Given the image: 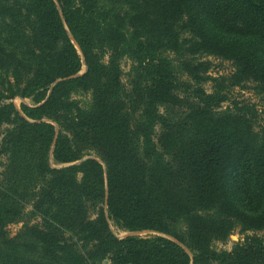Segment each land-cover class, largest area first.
I'll return each mask as SVG.
<instances>
[{
	"label": "trees",
	"instance_id": "1",
	"mask_svg": "<svg viewBox=\"0 0 264 264\" xmlns=\"http://www.w3.org/2000/svg\"><path fill=\"white\" fill-rule=\"evenodd\" d=\"M0 17V264H264V127L229 93L249 75L264 95V0H0ZM51 86L22 107L34 122L9 102Z\"/></svg>",
	"mask_w": 264,
	"mask_h": 264
},
{
	"label": "rangeland",
	"instance_id": "2",
	"mask_svg": "<svg viewBox=\"0 0 264 264\" xmlns=\"http://www.w3.org/2000/svg\"><path fill=\"white\" fill-rule=\"evenodd\" d=\"M8 24L9 23L7 22V20L0 17V44L1 45L7 44L11 41V37L9 35L10 29L8 27ZM63 28L66 31V34L68 35L71 43L74 45V48L76 49V51L80 57V61H81L80 70L73 77L81 76L82 74H84L86 72V65L84 63L82 53H81L78 45L76 44L75 40L73 39V37L69 33L67 25L64 21H63ZM106 60H107V58L105 57L104 61H106ZM201 60L202 61H208L210 63L209 64V70L207 73V75L209 77H212V78L223 77V78L229 79L232 76V74L234 73V68L232 67V65L229 61L217 59V58L212 57V56L202 57ZM122 69H123L124 73H127L129 70V63L126 61H123ZM5 76H6V78L9 77V76L5 75V73L0 72V78H4ZM235 76L240 77L238 75H235ZM73 77H70V78H73ZM243 77L244 78H239V79H242L239 81V86L232 87L229 89L230 97L235 99V100L248 102V103L253 104L255 106V109L259 112V115H260L258 122L255 123V127H256L255 129L257 130L260 127H264V95L261 94L256 89L257 84L251 76L246 75ZM123 82L127 83L126 76H124ZM211 85L214 86L212 82L206 83L204 85V89L209 92L211 90ZM221 86L225 88V83L222 84ZM51 88H52V86L50 87V89L46 95V98L42 102H40L39 104H35L32 97H20V96H15L9 102L12 103L14 108L20 113V115L23 118H25V120H27L28 122H34L31 119H29L28 117H26V115L24 114V112L22 110V107L25 106L27 108H35V107H38L39 105L43 104L44 101L49 96ZM47 122H49V121H47ZM70 164L71 163H69V164H54L51 162V165L53 168H61V167L69 166ZM19 228H20V225H11L9 227L10 234H14L16 231H18ZM109 229H110V232L113 234V236L117 239H124L126 237H131V236L142 237V238L161 236V237H166V238L172 239V238L167 237L163 234L153 232V231L128 232V231L122 230L121 228L117 227L111 221L109 222ZM249 234H251V233H249ZM263 235H264V231L258 233V236H263ZM242 237H243V235L239 234L236 231L230 237H228V239H226L225 241L214 243V248L216 251L230 252L231 249L233 248L234 244L239 239H241ZM178 244L189 255H191L185 246H183L180 243H178ZM101 264H108V262L104 261Z\"/></svg>",
	"mask_w": 264,
	"mask_h": 264
}]
</instances>
